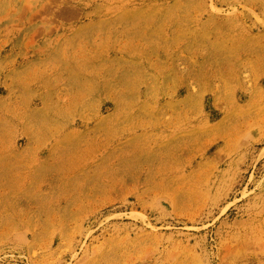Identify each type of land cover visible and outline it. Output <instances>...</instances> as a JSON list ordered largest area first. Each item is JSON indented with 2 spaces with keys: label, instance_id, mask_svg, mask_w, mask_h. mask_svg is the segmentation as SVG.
<instances>
[{
  "label": "rangeland",
  "instance_id": "1",
  "mask_svg": "<svg viewBox=\"0 0 264 264\" xmlns=\"http://www.w3.org/2000/svg\"><path fill=\"white\" fill-rule=\"evenodd\" d=\"M0 264H264V0H0Z\"/></svg>",
  "mask_w": 264,
  "mask_h": 264
}]
</instances>
